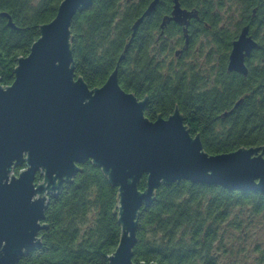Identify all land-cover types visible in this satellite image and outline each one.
Returning <instances> with one entry per match:
<instances>
[{
    "label": "trees",
    "instance_id": "trees-1",
    "mask_svg": "<svg viewBox=\"0 0 264 264\" xmlns=\"http://www.w3.org/2000/svg\"><path fill=\"white\" fill-rule=\"evenodd\" d=\"M61 1L0 0L3 86L13 83L19 57L29 54L40 36V26L55 18ZM152 1L94 0L91 7L76 13L71 37L77 76H83L90 88L100 87L118 67L121 86L139 99L147 97L148 118L168 117L178 105L191 133H201L210 154L264 145V66H251L247 75L230 72L226 66L232 41L242 26L250 23L255 34L259 25L264 26V0H180L184 7L199 11L190 33L194 44L202 35L208 38V51L199 50L206 53L204 64L187 60L193 48L175 55L184 39L179 24L171 22L161 33V22L171 13L173 0H160L132 37L135 21ZM4 12L15 28L1 15ZM225 13L238 14L234 29L224 19ZM260 40L261 62L264 37ZM239 99L242 103L233 108ZM224 112H228L226 117L221 116ZM41 179L38 174L36 181ZM145 187L146 175L139 182L141 190ZM118 202V187L110 184L99 166L85 161L72 182L57 197L49 198L45 209L48 227L40 232L42 245L21 257L18 264H110L122 234ZM244 208L264 220V194L188 180L162 184L153 203L141 209L133 261L221 264L231 253L229 228L244 229L239 217ZM257 264H264V255Z\"/></svg>",
    "mask_w": 264,
    "mask_h": 264
},
{
    "label": "water",
    "instance_id": "water-1",
    "mask_svg": "<svg viewBox=\"0 0 264 264\" xmlns=\"http://www.w3.org/2000/svg\"><path fill=\"white\" fill-rule=\"evenodd\" d=\"M93 1L62 0L55 18L40 26L29 54L19 57L13 83L3 86L0 79V264H18L42 245L49 198L57 197L87 160L118 187L122 234L110 264H135L141 209L153 203L162 184L188 180L264 194V145L210 154L201 135L191 133L178 105L168 117L148 118L147 97L139 99L121 86L118 67L100 87L90 88L77 76L71 25L76 13ZM159 1L153 0L135 21L132 37ZM1 15L15 28L8 13ZM198 16V9L173 0L171 14L163 17L161 33L171 21L182 26L185 42L176 56L188 48L191 19ZM256 46L249 25L244 26L233 41L228 69L247 75L245 58ZM18 167L19 173L11 175Z\"/></svg>",
    "mask_w": 264,
    "mask_h": 264
},
{
    "label": "rangeland",
    "instance_id": "rangeland-1",
    "mask_svg": "<svg viewBox=\"0 0 264 264\" xmlns=\"http://www.w3.org/2000/svg\"><path fill=\"white\" fill-rule=\"evenodd\" d=\"M223 16L224 19L231 25L230 28L234 29V24L238 20V14L234 13L230 15V13H225ZM231 16L234 18L230 21ZM197 43V46L204 49L205 52L208 51L209 42L205 35H202L201 39H199V42ZM193 50V55L188 57L187 60L199 61V63L204 64L206 53L201 54L196 48H193ZM171 59L172 56L170 57V60ZM14 174L16 175L18 173L14 172ZM237 211L238 209L235 210V213H237ZM240 212L242 215L239 217L244 224V229L239 231L237 229L229 228L228 249L231 253L228 257L226 256L222 259L221 264H225L228 261L235 262L237 264H257L258 260L262 257V255H264V220L262 216L249 214L247 208L241 209ZM237 215H239V213H237Z\"/></svg>",
    "mask_w": 264,
    "mask_h": 264
},
{
    "label": "flooded vegetation",
    "instance_id": "flooded-vegetation-1",
    "mask_svg": "<svg viewBox=\"0 0 264 264\" xmlns=\"http://www.w3.org/2000/svg\"><path fill=\"white\" fill-rule=\"evenodd\" d=\"M182 7L183 8H186V7H184L183 5H182ZM171 14V13H170ZM199 17V16H198ZM197 17V18H198ZM193 19H195V18H193ZM193 19H191V23H192V20ZM171 22H174V21H171ZM170 22V23H171ZM169 23V24H170ZM174 23H176V22H174ZM176 24H178V23H176ZM262 24V23H261ZM246 25H249V35L250 36H252V38L257 42V46L251 51V54L249 55V56H246V58H245V64H246V66H247V68H248V73H249V69H250V67L251 66H254V67H257V66H264V57L261 59V62H260V59H258V54H259V51H261V50H263V45L261 44V40H260V37H264V26L263 27H261L260 25L258 26V28H256V30H257V32H258V34L256 33H253V31H252V25L250 24V23H246V24H244L243 26H242V28L244 27V26H246ZM181 26V25H180ZM190 26H191V24H190ZM190 26H189V33H190ZM182 27V26H181ZM260 27V28H259ZM242 28H241V30H242ZM241 30L239 31V33H238V35H237V37L235 38V39H237L238 38V36H239V34H240V32H241ZM258 35H259V37H258ZM184 37V36H183ZM199 39H201V36L199 37ZM234 39V40H235ZM233 40V41H234ZM233 41H232V47H233ZM184 42H185V39H183V43L181 44V45H179V46H177L176 47V50H178V49H181V48H183V46H184ZM199 42V41H198ZM198 45V43H196V44H194L192 41H191V33H190V44H189V47L188 48H186V50L187 49H190V48H196V49H198V50H200L201 49V47H199V46H197ZM232 47H231V49H230V51H229V54H228V60H227V64H226V66H227V70L228 71H230L229 69H228V62H229V55H230V52H231V50H232ZM210 48V47H209ZM185 50V49H184ZM183 50V51H184ZM183 51H182V53H183ZM182 53H180V55L182 54ZM179 55V56H180ZM179 56H177V57H179ZM217 62H214L213 64H216ZM230 72H237V71H230ZM237 73H240V72H237ZM240 74H242V73H240ZM244 75V74H243ZM240 100V99H239ZM234 108V107H233ZM231 112H232V110H231ZM196 134H200L201 135V133L200 132H197ZM195 134V135H196ZM255 146H258V145H255ZM261 193V192H260Z\"/></svg>",
    "mask_w": 264,
    "mask_h": 264
},
{
    "label": "built area",
    "instance_id": "built-area-1",
    "mask_svg": "<svg viewBox=\"0 0 264 264\" xmlns=\"http://www.w3.org/2000/svg\"><path fill=\"white\" fill-rule=\"evenodd\" d=\"M14 172H15V170H13V171L11 172V175L14 174ZM16 175H17V174H16Z\"/></svg>",
    "mask_w": 264,
    "mask_h": 264
}]
</instances>
